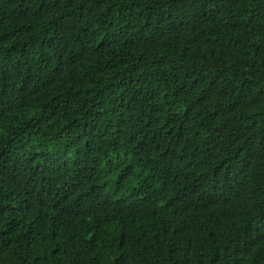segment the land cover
<instances>
[{"label":"trees","instance_id":"1","mask_svg":"<svg viewBox=\"0 0 264 264\" xmlns=\"http://www.w3.org/2000/svg\"><path fill=\"white\" fill-rule=\"evenodd\" d=\"M0 264H264V0H0Z\"/></svg>","mask_w":264,"mask_h":264}]
</instances>
